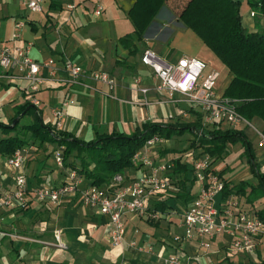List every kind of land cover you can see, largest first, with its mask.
I'll return each mask as SVG.
<instances>
[{
  "label": "crops",
  "instance_id": "obj_1",
  "mask_svg": "<svg viewBox=\"0 0 264 264\" xmlns=\"http://www.w3.org/2000/svg\"><path fill=\"white\" fill-rule=\"evenodd\" d=\"M13 1L0 0V48L31 43V58L36 62L53 59L58 71L37 93L30 94L26 81L14 72H10L11 78H7L0 68V123H9L18 107L31 98L38 101L36 107L41 111L44 125L53 127L51 110L62 107L63 119L59 130L85 142L94 140L97 134H131L146 121L174 123L170 118L178 114L186 117V123L195 122L192 112L197 111L194 107L182 99L173 102L166 93L155 89L157 80L152 70L140 62L146 48L155 50L169 62L182 57L204 61L206 71L213 69L219 73L217 96H223L233 78L203 42L176 18L169 3L159 10L144 32L142 42L127 49L118 40L133 32L127 13L134 0H71L75 5L72 10L66 8L70 0H43L46 7L42 6L43 11L35 13L39 16L33 18H26L23 10L27 7L23 2ZM234 1L247 4V0ZM99 5L102 11L96 15ZM240 15L242 25L247 31L249 29V33L257 31L253 25L255 20L257 23V17L262 20L258 26L264 29V15L260 10L252 18L248 13ZM18 21L24 23V28L21 37L13 39ZM130 50L134 53L129 54ZM64 58L72 59L84 69L85 77L80 79V83L64 82L67 76L60 67ZM92 70L108 73L115 82L114 89L110 91L106 85L89 79L86 73ZM141 89H148V92L143 94ZM64 102L68 104L63 106ZM18 118L19 126L31 124L25 116ZM253 121L261 131L262 121L256 118ZM242 131L246 135L248 129ZM253 135L258 139L256 134ZM4 137L0 131V138ZM167 142L156 146L152 153L158 162L165 161L168 154L177 155L166 148ZM27 145L35 147L27 155L22 169L28 188L27 205L23 209L0 208V264H163L162 260L169 255L186 258L191 264L234 261L227 249L230 238L225 235L212 240L218 242L213 252L201 248L206 239L198 235L180 243L172 241L173 236L183 233L182 216L190 204L187 203L185 210L181 211V204L170 191L172 187L145 202L148 212L156 211L161 215L157 222H148L133 215L124 217L126 234L123 244L113 248L109 243L111 225L108 218L96 209L85 207L79 193L64 198L58 205L36 200L31 192L33 188L61 185L69 168L56 163L54 153L59 149L56 143L28 140ZM161 149L166 150L160 156ZM260 149L264 150V147ZM199 151H193L191 163ZM6 160L7 157L0 154V197L15 189L17 170L8 167ZM256 160L264 164V151L258 152ZM144 171L137 167L125 170V182ZM194 185L188 190L195 195L199 188L195 185L197 190L194 189ZM85 186L88 184L83 180L81 187ZM215 199V205L219 206L224 198L218 195ZM160 207L164 208L163 211ZM55 232H59L65 248L54 245ZM223 238L228 243H223ZM130 242L143 248V253L132 247ZM225 261L222 264H226ZM237 261L241 262V259Z\"/></svg>",
  "mask_w": 264,
  "mask_h": 264
},
{
  "label": "built area",
  "instance_id": "obj_2",
  "mask_svg": "<svg viewBox=\"0 0 264 264\" xmlns=\"http://www.w3.org/2000/svg\"><path fill=\"white\" fill-rule=\"evenodd\" d=\"M30 12L43 11V0H20ZM261 3L257 6L260 7ZM75 5L70 0L66 4L67 9H74ZM102 6L99 5L95 14L99 15ZM255 11L250 12L254 17ZM24 23H15L13 39L21 37ZM31 43L24 46L0 48V68L11 78L10 72H14L27 83V92L37 93L43 84L55 76L58 68L53 59L36 62L30 56ZM142 65L150 68L157 80L156 90L164 92L173 102L180 99L195 108L202 116V125L211 126L215 123L226 124L232 129H251L258 137V147H264V136L261 131L245 120L237 112L238 100L224 96H217L216 84L219 73L213 69L206 71L207 65L197 58L182 57L175 62L162 59L158 53L146 48L141 56ZM61 70L66 74L64 80L67 84H78L85 77V71L81 65L70 58H64L61 62ZM46 73L43 74L42 72ZM86 76L100 82L112 91L115 87L114 80L102 70H92ZM143 94L148 89L140 90ZM31 104L37 106L38 101L31 98ZM68 103L64 102L63 106ZM147 105V101L144 102ZM53 127L59 129L62 125V107L51 110ZM165 143L159 136L149 138L143 148L136 152L131 159L132 167L143 168L145 171L131 179L124 180V176L117 175L109 186L100 188L93 185L81 187L83 179L73 170H68L64 182L57 187H36L31 190L33 196L39 202L58 205L64 198L80 194L81 202L85 207L98 210L106 216L111 225L109 243L113 248L123 244L126 230L124 217L133 215L143 218L148 222H157L161 215L156 212H148L145 206L146 200L156 194L166 192L172 187L171 176L174 169L173 161L158 162L152 153L156 146ZM33 145H25L17 149L7 158V166L17 170L14 178L15 189L0 197V208H25L27 205L26 194L28 191L26 178L22 171L27 155L33 151ZM56 163L62 167L61 150L54 153ZM194 184L198 186L197 193L193 196L189 206L182 216L181 227L183 233L172 237L174 243L191 240L195 235L205 238L201 248L205 251L211 246V241L221 235L230 238L229 252L245 253L257 247L259 239L264 240V223L255 214L254 210H247L239 201V196L229 195L222 199L219 206L215 205L218 195L223 197V180L212 167V159L201 152L194 156L191 168L188 170ZM56 247L65 248L60 240L59 232H55ZM139 252L143 248L130 242ZM163 264H191L188 259L177 255H169L162 260Z\"/></svg>",
  "mask_w": 264,
  "mask_h": 264
},
{
  "label": "trees",
  "instance_id": "obj_3",
  "mask_svg": "<svg viewBox=\"0 0 264 264\" xmlns=\"http://www.w3.org/2000/svg\"><path fill=\"white\" fill-rule=\"evenodd\" d=\"M170 4L176 18L191 30L211 51L215 58L232 74L233 78L225 89L223 96L238 100L237 112L247 121L259 119L263 123L264 136V29L249 33L242 25L240 4L234 0H134L127 13L133 26V32L118 41L129 49L134 43L142 42V36L153 22L157 13L166 4ZM261 3L260 7L257 6ZM252 10H260L264 15V0H247ZM134 53L130 50L129 54ZM195 122L160 123L146 121L136 127L131 134L112 132L97 134L94 140L85 142L75 136L49 125H44L41 111L30 102L18 107L12 120L0 123V154L10 157L17 149L27 145L28 140H40L56 143L61 150L62 167L75 171L88 185L105 188L117 176H125V170L132 167L131 159L141 150L145 142L159 136L169 140L183 133L192 135L191 149L200 150L211 158L222 159L227 154L229 145L241 143L245 149L251 171L258 177L259 184L250 190L246 197L248 203L256 198L264 199V173L258 169L256 158L250 143L242 130L225 128L216 123L212 126L202 125V116L192 112ZM32 116L31 124L19 126L13 121L21 116ZM14 133L13 136H10ZM29 136V139L27 138ZM72 159L69 161V159ZM73 161L78 163L75 165ZM174 163V182L179 184L176 199L179 204L189 203L193 196L186 191L187 184H194L193 179L186 178L187 168L180 160ZM218 174V173H217ZM218 176L222 179V173ZM223 180V179H222ZM223 198L229 195H244V185H232L223 180ZM163 207L160 210L163 211ZM255 214L264 223V205ZM225 260L218 264H222ZM226 264H264L257 262H237Z\"/></svg>",
  "mask_w": 264,
  "mask_h": 264
},
{
  "label": "rangeland",
  "instance_id": "obj_4",
  "mask_svg": "<svg viewBox=\"0 0 264 264\" xmlns=\"http://www.w3.org/2000/svg\"><path fill=\"white\" fill-rule=\"evenodd\" d=\"M239 4H240V14L242 13V15L248 13L250 16L251 11L256 12V10H252L245 2H243L242 4L241 3H239ZM42 6L46 7L45 2L42 4ZM21 9L23 10L24 8L21 7ZM23 13L26 15V18H33V17L39 16V14H35L34 12H30L28 9L25 11L23 10ZM250 18H252V17L250 16ZM261 21L262 20L259 17H257V23H256V20H255V22H253V20H252L255 30H257L256 32L263 30V29H261V27L258 26V24H260ZM248 31H249V29H248ZM27 116L28 117L25 116V120H26V118H28L29 120L32 121V116L31 115H27ZM184 118H186V117H184L183 114H178L175 117L170 118V120L175 121V122H186ZM250 123L254 127L255 126L257 127V125H256L257 123L255 121L252 120ZM222 126L226 127V124H222ZM253 132L254 131H252L251 129H248V131L246 132V135H247L246 137L248 139V142L250 143L252 152L256 158L258 155V152L259 151L261 152L264 150H262V149H260V147H258V141H257L258 139L256 137L253 138V136H255V135H253V134H255ZM192 138L193 137L191 134L183 133L179 136H174L171 139H169L167 144H165L166 148L171 149V151H172L171 154H177V155L171 156L170 154H168V156H166V158L164 160L165 161H171V160H177L178 159L186 168H187L186 164L187 165L189 164L188 168L190 170V166H191L190 159L192 158L193 151L195 150V149H191ZM166 141L167 140H165V142ZM164 150H166V149L160 150V152H159L160 156ZM165 155H167V154H165ZM162 156H164V155H162ZM211 159H212V167L214 168V170L218 174L222 173V178L224 180L228 181L232 185H237L239 183H243L244 195H239L240 203L247 210L251 209V210H254L257 212L260 211L264 205V199L263 198H256V200H254V202L252 204L248 203L246 201V197L250 193V190L252 188H255L259 184V180H258V177L251 171V165L247 161L248 158L245 155V149H244L243 145L241 143L229 145L227 148V154L222 159H216V160H214V158H211ZM71 160L72 159H70V161ZM73 162L75 163L76 166H78V163L76 161H73ZM256 162H257V160H256ZM257 164H258L259 171L261 173H264V164H260L259 162H257ZM217 166H218V169H215ZM175 176L176 175L173 172L172 176H171L172 183L174 182V180H176ZM186 178L192 179L191 174L188 171V169H187V173H186ZM191 186H192V183L187 184L186 185V191H190V190H188V188ZM193 187H194V189L197 190L195 185ZM179 190H180L179 184H177V183L172 184V188L170 190L171 192H173L176 195L179 192ZM190 193H191V196L194 195L191 191H190ZM186 206H187V204H181V206H180L181 211H184ZM225 238H223V241H222L223 243L226 242ZM226 243H228V240ZM215 246H218V242L217 241H211V246L207 249V251L213 252L214 250H216ZM229 253H230L231 259L234 260V261H231L229 263H236V262H238L237 261L238 259H241V261H243V262H257V261L264 260V240L259 239L257 242V247L250 252L239 253V254L234 253V252H229Z\"/></svg>",
  "mask_w": 264,
  "mask_h": 264
},
{
  "label": "water",
  "instance_id": "obj_5",
  "mask_svg": "<svg viewBox=\"0 0 264 264\" xmlns=\"http://www.w3.org/2000/svg\"><path fill=\"white\" fill-rule=\"evenodd\" d=\"M18 120H19V118L17 117V118L13 121L12 125H14L16 122H18Z\"/></svg>",
  "mask_w": 264,
  "mask_h": 264
}]
</instances>
